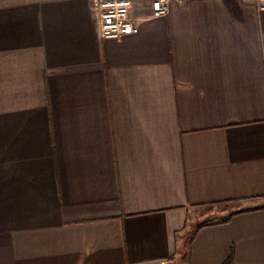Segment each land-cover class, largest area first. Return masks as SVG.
<instances>
[{
	"label": "crops",
	"instance_id": "1",
	"mask_svg": "<svg viewBox=\"0 0 264 264\" xmlns=\"http://www.w3.org/2000/svg\"><path fill=\"white\" fill-rule=\"evenodd\" d=\"M0 0V264H264V9Z\"/></svg>",
	"mask_w": 264,
	"mask_h": 264
},
{
	"label": "built area",
	"instance_id": "2",
	"mask_svg": "<svg viewBox=\"0 0 264 264\" xmlns=\"http://www.w3.org/2000/svg\"><path fill=\"white\" fill-rule=\"evenodd\" d=\"M260 9H264V0H255ZM171 0H152L153 15L167 14ZM93 6L99 10L102 20V33L105 37H121L138 32V26L130 17L133 0H93Z\"/></svg>",
	"mask_w": 264,
	"mask_h": 264
},
{
	"label": "trees",
	"instance_id": "3",
	"mask_svg": "<svg viewBox=\"0 0 264 264\" xmlns=\"http://www.w3.org/2000/svg\"><path fill=\"white\" fill-rule=\"evenodd\" d=\"M233 257H234V252L231 254L230 258L224 264H230L231 261L233 260Z\"/></svg>",
	"mask_w": 264,
	"mask_h": 264
}]
</instances>
